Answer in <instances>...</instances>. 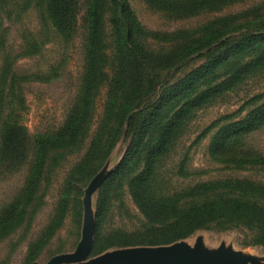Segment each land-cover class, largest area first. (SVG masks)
<instances>
[{
	"label": "trees",
	"instance_id": "1",
	"mask_svg": "<svg viewBox=\"0 0 264 264\" xmlns=\"http://www.w3.org/2000/svg\"><path fill=\"white\" fill-rule=\"evenodd\" d=\"M144 1L166 13L187 16L215 9L229 0ZM81 5L85 29L82 37L84 64L78 96L59 128L30 135L20 124L15 105L19 98L14 88L20 77L14 73L12 63L18 54L11 55L7 49L5 21H12L17 11L20 13L32 6L45 26L69 39L77 30ZM258 9L259 6L252 7L216 17L195 29L167 33L145 29L128 0H0V168L8 169L30 155L21 204L10 203L2 213L0 237L21 223L23 204L32 199L46 170L83 144L92 117V99L106 81L109 91L101 128L81 160L68 172L60 203L68 200L77 187L76 182L86 183L92 177L123 134L128 147L118 168L101 186L96 236L99 235L103 198L109 195L118 178L130 173L132 162L142 155L144 165L140 171L130 173L127 186L149 225L146 239L139 237L133 242L121 239L109 244H165L207 222L225 216L239 219L243 213L249 215L251 222L264 227V207L246 199V195L251 194L264 200V184L222 179L170 195L157 194L152 185L155 162L166 151L191 110L264 67V11L258 12ZM23 39L25 50L21 56L38 52L41 40L25 36ZM149 41L164 45L152 48ZM195 54L203 57L200 64L172 82L165 79L169 71L185 67V61ZM110 61L114 67L108 77L105 70ZM262 125L264 99L239 120L217 128L209 145L211 155L221 163L264 167V154L246 148L243 141L247 134ZM231 192H237L233 199L228 198ZM194 197L205 200L200 203L183 200ZM261 230H257L255 242L264 243V228ZM100 244L96 238L91 253L99 249Z\"/></svg>",
	"mask_w": 264,
	"mask_h": 264
},
{
	"label": "rangeland",
	"instance_id": "2",
	"mask_svg": "<svg viewBox=\"0 0 264 264\" xmlns=\"http://www.w3.org/2000/svg\"><path fill=\"white\" fill-rule=\"evenodd\" d=\"M128 2L137 20L145 29L167 33L195 29L216 17L236 14L256 6H259L258 12L264 11V0H229L215 9L187 16L166 13L153 8L144 0H128ZM17 12L12 21H5L4 27H8L7 49L11 51V55L18 54L12 63V69L20 77L14 88L19 98L18 103H15L20 114L19 121L30 135L52 132L63 124L80 90L84 64L83 5L78 15L77 30L69 39H65L52 27L45 26L34 7ZM106 28L109 30L108 24ZM24 36L41 40L37 53L21 56L25 50ZM108 40L110 42L109 38ZM149 43L156 49L161 47L159 45H164H158L153 41ZM108 54L112 60V54L109 51ZM202 61L203 57L195 54L185 61L187 62L185 67L169 71L165 79H170L172 82ZM112 63L113 61H110L105 70L108 77L113 73ZM108 91L109 83L106 81L92 99V117L83 144L79 149L67 152L58 164L46 170L32 199L23 204L25 208L20 218L21 223L13 231L0 237V264L34 262L45 264L56 254L73 251L81 237L84 192L95 178L102 181L93 190L91 196L95 219L91 249L96 238L101 244L94 253H91L90 249L87 259L124 247L181 242L189 248H200L204 251L232 250L242 259L247 260V264H264V243L253 240L257 232H261V228L264 227L251 222L246 213H243L244 216L239 219L225 216L220 220L207 222L193 229L186 236L165 244L136 243L122 246L109 244L121 239H128L129 242L139 237L146 239L145 231L149 225L135 205L127 186L130 173L142 169L143 155L140 159L135 158L130 173L118 178L110 188L109 195L103 198V212L98 226L99 235L96 236V213L100 189L125 156L128 140L124 139L123 134L92 177L86 183L76 182L79 192L74 188L68 200L63 204L60 203V193L68 172L81 160L93 136L101 128ZM263 99L264 67L247 76L244 81L235 84L230 90L212 98L211 101L193 108L182 120L177 134L166 151L155 162L152 184L154 191L157 194L170 195L204 182L222 179L264 184V167L221 163L209 151L212 136L219 126L239 120ZM243 141L246 148L264 154V125L247 134ZM29 164L30 155L22 162L10 165L8 169L0 168V219L10 203L21 204V192ZM236 195L237 192L228 193V198L233 199ZM248 195L246 199L250 203L264 207V200L261 197ZM183 200L200 203L205 199L194 197Z\"/></svg>",
	"mask_w": 264,
	"mask_h": 264
},
{
	"label": "water",
	"instance_id": "3",
	"mask_svg": "<svg viewBox=\"0 0 264 264\" xmlns=\"http://www.w3.org/2000/svg\"><path fill=\"white\" fill-rule=\"evenodd\" d=\"M101 181L102 179H93L84 192L81 237L74 250L56 254L45 264H247V260L242 259L235 251H204L200 248H189L181 242L124 247L87 259L95 233L91 196Z\"/></svg>",
	"mask_w": 264,
	"mask_h": 264
}]
</instances>
